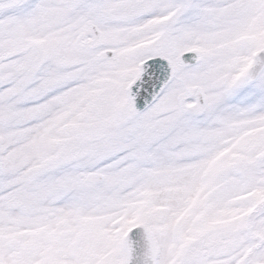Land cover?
<instances>
[{"label": "snow or ice", "instance_id": "obj_1", "mask_svg": "<svg viewBox=\"0 0 264 264\" xmlns=\"http://www.w3.org/2000/svg\"><path fill=\"white\" fill-rule=\"evenodd\" d=\"M0 264H264V0H0Z\"/></svg>", "mask_w": 264, "mask_h": 264}]
</instances>
